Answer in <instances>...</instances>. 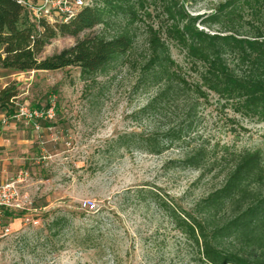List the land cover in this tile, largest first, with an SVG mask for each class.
Listing matches in <instances>:
<instances>
[{
	"label": "rangeland",
	"instance_id": "obj_1",
	"mask_svg": "<svg viewBox=\"0 0 264 264\" xmlns=\"http://www.w3.org/2000/svg\"><path fill=\"white\" fill-rule=\"evenodd\" d=\"M225 1L182 3L200 22ZM259 9L254 22L248 10L241 13L242 33L248 31V22L264 29V6ZM137 35L130 59L92 82L80 81L74 67L25 73L0 69V90L11 84L16 89L11 114L0 112V183L17 182L20 193L19 208L9 209L0 219V264H198L195 248L154 206L137 200L135 191L144 185L158 188L190 211L220 185L230 153L258 151L264 160V122L233 114L212 94L197 101L184 142L159 155L119 149L114 144L117 136L165 130L184 113V103L177 99L154 114L136 115L156 92L138 83V64L145 54L142 28ZM74 42L70 37L53 39L38 58ZM169 48L186 81L192 82L195 75L184 54L174 44ZM50 106L51 119L15 116L18 107L44 112ZM199 147L213 164L203 177L199 171L167 166ZM56 217H64L67 226L58 234L46 231L45 224ZM89 227L94 230L92 249L80 243ZM3 229L9 234L2 236Z\"/></svg>",
	"mask_w": 264,
	"mask_h": 264
},
{
	"label": "trees",
	"instance_id": "obj_2",
	"mask_svg": "<svg viewBox=\"0 0 264 264\" xmlns=\"http://www.w3.org/2000/svg\"><path fill=\"white\" fill-rule=\"evenodd\" d=\"M261 6L264 0H226L199 22L198 16L187 13L182 0H93L67 23H49L33 22L19 0H0V69L25 73L74 67L80 81L92 82L130 59L142 28L145 54L138 64V83L156 92L136 115L154 114L162 104L177 99L183 101L184 113L165 130L125 133L114 144L159 155L184 142L197 101L209 94L233 114L264 122V29L248 22V31L241 32V13L248 10L254 22ZM96 27L101 31L95 32ZM214 27L217 32L204 31ZM58 37L75 42L40 60L43 49ZM170 44L184 54L195 75L192 82L186 81L184 69L172 59ZM15 98L14 85L1 89L0 112L11 114ZM229 158L220 185L190 211L148 185L135 191L134 197L154 206L195 248L198 264H264V160L258 151L233 152ZM167 166L199 171L203 177L213 164L199 147ZM66 226L64 217H56L45 224V230L55 229L58 234ZM93 231L85 229L80 238L89 249Z\"/></svg>",
	"mask_w": 264,
	"mask_h": 264
},
{
	"label": "built area",
	"instance_id": "obj_3",
	"mask_svg": "<svg viewBox=\"0 0 264 264\" xmlns=\"http://www.w3.org/2000/svg\"><path fill=\"white\" fill-rule=\"evenodd\" d=\"M91 0H29L19 2L25 7L33 22L45 20L47 22L67 23L83 7L88 6ZM17 118H24L29 121L36 119H51L53 107L46 111L29 110L18 107L15 111ZM20 193L17 182L9 181L0 184V219L3 213L9 209L19 208ZM9 234L8 229H3L2 236Z\"/></svg>",
	"mask_w": 264,
	"mask_h": 264
},
{
	"label": "crops",
	"instance_id": "obj_4",
	"mask_svg": "<svg viewBox=\"0 0 264 264\" xmlns=\"http://www.w3.org/2000/svg\"><path fill=\"white\" fill-rule=\"evenodd\" d=\"M29 1V0H28ZM6 182V181H5ZM4 183V182H3ZM1 184V183H0ZM6 211H9V210H6ZM6 211H4V212H6Z\"/></svg>",
	"mask_w": 264,
	"mask_h": 264
}]
</instances>
